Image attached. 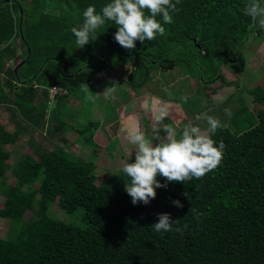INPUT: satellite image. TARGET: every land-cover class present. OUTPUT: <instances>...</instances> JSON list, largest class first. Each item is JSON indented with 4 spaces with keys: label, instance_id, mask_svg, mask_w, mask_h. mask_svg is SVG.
I'll list each match as a JSON object with an SVG mask.
<instances>
[{
    "label": "trees",
    "instance_id": "16d2710c",
    "mask_svg": "<svg viewBox=\"0 0 264 264\" xmlns=\"http://www.w3.org/2000/svg\"><path fill=\"white\" fill-rule=\"evenodd\" d=\"M110 2L0 0V104L12 105L14 121L13 131L9 121H0V197H6L0 220L11 222L7 238H0V264H264V88L251 93L256 106L251 127L235 133L222 127L212 135L216 146L225 145L221 164L201 179L157 188L148 205H133L122 168L97 184L94 162L79 159L63 145L52 150L38 145L34 157L9 163L6 147L24 135L17 116L42 122L38 126L43 129L57 117L56 105L49 106V87L68 90L56 97L59 103L81 91L82 83L93 87L95 75L110 70H126L129 88L137 89L153 72L175 67L197 72L200 84L229 86L221 69L236 61L234 48L254 33L264 34L243 14L249 0H180L173 23L157 17L164 36L137 41L134 50L114 40L118 29L111 21L97 30L95 41L77 48L71 28L82 25L88 6L99 13ZM23 61L28 67L25 77H19L13 65ZM49 63L54 78L44 76ZM35 108L40 111L36 120L29 113ZM172 119L168 116L158 128L173 125ZM89 126L98 130L97 124ZM159 134L163 138V128ZM84 144L94 159L104 148L92 141ZM9 170L15 177L12 185L5 181ZM157 180L166 182L159 175ZM53 203L69 220L50 213ZM190 208L203 215L197 218ZM27 211L32 216L24 220ZM157 213H170L183 230L157 233L152 228Z\"/></svg>",
    "mask_w": 264,
    "mask_h": 264
},
{
    "label": "rangeland",
    "instance_id": "374dc122",
    "mask_svg": "<svg viewBox=\"0 0 264 264\" xmlns=\"http://www.w3.org/2000/svg\"><path fill=\"white\" fill-rule=\"evenodd\" d=\"M233 54L236 61L227 62L221 69L226 82L231 83L229 86L221 82L208 86L200 84L197 72L181 67L167 72H153L150 80L137 89L129 88L126 82L128 74L124 69L95 75V84L89 88L88 93L93 99H85L82 91H73L69 98L64 97L59 103L55 101L57 109L54 115L57 117L47 124L48 130L44 128L41 132L32 134V144H41L49 150L56 145H63L79 159L94 162L96 183L99 184L106 176L118 172L124 163L134 162V146L125 139V129L138 124L146 136L153 139L154 124H149V120H153V111L161 106L167 107L168 116L173 118L178 137L188 123L206 130V121L196 119L202 113L218 118L222 125H226L224 127L230 128L234 133L245 131L256 121L253 111L256 106L251 93L256 88H264V34H252L247 41L234 48ZM26 67L28 66L22 65L17 70V76L23 77ZM54 70L53 64H47L44 76L50 75L54 78ZM183 97H187V102H184ZM174 106L180 108H177L178 112H175ZM4 108V105L0 106L1 113L5 112ZM225 109H229L231 114H226ZM51 111L52 109L49 110L47 119L50 118ZM89 122L97 124L98 130L90 127ZM162 128L161 125L159 130ZM165 136L166 133L163 134ZM24 141L19 140V148L11 151L14 154L12 158L17 159L18 155L15 153L18 152L34 157V147L30 148L32 145L27 146ZM91 141L104 147L96 159L91 156L90 148L84 144H91ZM6 148L10 151L11 147ZM12 158L10 164L17 161ZM5 181L9 185L15 182L11 170L6 173ZM34 186L37 187L38 183ZM5 201L6 197L2 195L0 206ZM49 210L55 217L69 220V215L56 203L50 205ZM30 216L31 212L27 211L24 220H28ZM79 225L83 223L80 222ZM10 230L11 222L0 220V238H7Z\"/></svg>",
    "mask_w": 264,
    "mask_h": 264
},
{
    "label": "clouds",
    "instance_id": "9594fccd",
    "mask_svg": "<svg viewBox=\"0 0 264 264\" xmlns=\"http://www.w3.org/2000/svg\"><path fill=\"white\" fill-rule=\"evenodd\" d=\"M179 2L180 0H176V3L172 0H111L99 13L90 5L83 12L82 25L72 27L71 32L76 38L77 48L82 49L95 41L97 30L107 21H111L118 29L114 33V40L121 47L131 51L136 48L137 41L144 43L155 40L157 35L164 36L165 27L157 17H162L164 24L173 23L172 14L177 11ZM243 14L250 17L252 27L264 30V0H249ZM80 89L85 93V99H93L88 95L90 89L86 83H82ZM182 99L187 102V97ZM225 113L231 114L229 109H225ZM168 115L169 111L165 106L153 111L155 132L153 139H149L138 124L125 129V139L134 146L135 159L134 162L124 163L121 170L128 177L129 182L125 183V191L131 197L133 205L138 203L148 205L155 199L156 189L167 188L169 182L185 183L193 178L201 179L215 170L223 160L224 143L221 141L216 146L212 139V135L218 129L226 126L222 125L218 118L202 113L196 119L206 121L207 129L202 130L201 127L188 123L183 127L179 137L173 125L164 124L163 132L166 136L161 138L159 128L155 126L162 124ZM153 140L156 143H153ZM158 175L165 179L164 184L157 180ZM184 195L187 197L186 193ZM172 203L178 208H183L179 200ZM189 211L196 214L197 218L203 215L196 213L194 208H190ZM157 217V222L152 224L157 233L183 230L179 226V220H174L170 213H157Z\"/></svg>",
    "mask_w": 264,
    "mask_h": 264
},
{
    "label": "crops",
    "instance_id": "0c3cea01",
    "mask_svg": "<svg viewBox=\"0 0 264 264\" xmlns=\"http://www.w3.org/2000/svg\"><path fill=\"white\" fill-rule=\"evenodd\" d=\"M18 62V61H17ZM16 65V64H15ZM15 65H13L14 67L13 68H15ZM37 95V98L35 99V104L37 105L38 104V101H39V97H38V94H36ZM57 99V98H56ZM56 99H55V101H56ZM2 105H4L5 106V112H3V113H1L0 112V121H2V122H6V124H7V122L9 121L10 122V125L8 126V128H9V131H13V128H14V121L12 120L13 119V116H12V114L10 113V109L12 108V105L11 104H0V106H2ZM49 106H51V104H49ZM53 107V106H52ZM13 109V108H12ZM29 113H31V115H34L35 116V120L37 119V117H39V115H40V111H38L37 110V108H35V111L33 112V111H30ZM49 113V112H48ZM47 113V114H48ZM1 114H3V115H1ZM16 119L18 120V122H20V124H22L23 126H24V135H22L21 137H20V142H21V140H25L26 141V145L27 146H29L30 144L32 145V146H29L30 148H32V147H34L33 149L34 150H37V148H38V145H41V144H37V145H34V144H32V134L34 133V132H41V130H44L43 128H41L40 126H38V124H42V122H38V124H33V122H32V120H29V119H24V118H22L21 116H17L16 117ZM27 134H29V135H27ZM24 141V142H25ZM19 142V141H18ZM18 142L14 145V146H12L11 148H10V153H11V151L13 150V149H17V148H19V145H18ZM16 155H18V158L16 159V158H12L13 156H14V154L12 155L11 154V158L13 159V160H17V161H15V162H13L12 164H15V163H17L24 155L22 154V153H20V152H18V153H15Z\"/></svg>",
    "mask_w": 264,
    "mask_h": 264
},
{
    "label": "built area",
    "instance_id": "2783aa9c",
    "mask_svg": "<svg viewBox=\"0 0 264 264\" xmlns=\"http://www.w3.org/2000/svg\"><path fill=\"white\" fill-rule=\"evenodd\" d=\"M65 95H68L67 89H65L63 87H59V86L49 87V89H48L49 104H51V106H53L57 96H65Z\"/></svg>",
    "mask_w": 264,
    "mask_h": 264
},
{
    "label": "water",
    "instance_id": "95a60500",
    "mask_svg": "<svg viewBox=\"0 0 264 264\" xmlns=\"http://www.w3.org/2000/svg\"><path fill=\"white\" fill-rule=\"evenodd\" d=\"M6 3H10V0H6ZM21 22V19H20ZM25 61H23L21 64H19L15 69L14 72L17 73V70L24 64Z\"/></svg>",
    "mask_w": 264,
    "mask_h": 264
}]
</instances>
